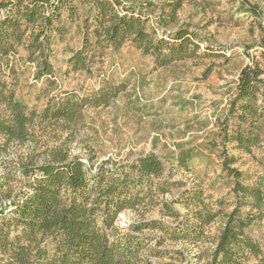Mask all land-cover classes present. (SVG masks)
<instances>
[{"label": "trees", "instance_id": "16d2710c", "mask_svg": "<svg viewBox=\"0 0 264 264\" xmlns=\"http://www.w3.org/2000/svg\"><path fill=\"white\" fill-rule=\"evenodd\" d=\"M74 1L88 2L91 30L83 36L82 47L68 60L72 70H89L104 49L117 51L126 42L152 56L160 67L191 58L199 49L200 34L184 25L165 29L163 36L150 32L142 3L0 0V152L12 146H29L37 131L44 134L51 125L63 132L76 130L84 106L106 105L119 92L118 87H113L90 98L67 92L59 98L49 97L36 111L16 97V83L10 85L5 80L4 76L15 78L16 70L6 65L5 74L3 58L15 57L20 47L34 67L35 79L52 76L53 38L64 32V26L59 25L62 13L73 15ZM181 3L182 0H172L169 9L160 8L159 16L173 19ZM262 74L257 64L239 70L229 109L237 123L230 127L225 119L223 145L233 144L236 150L251 152L260 143L264 134ZM191 152L186 151V159L205 156L202 151ZM47 155L41 161L28 151L15 156L12 165L19 177L15 188L9 185V171L0 174V264H154L142 257L152 239L157 246L182 241L196 248L193 255L165 247L150 248L156 257L177 254L180 258L158 264H249L251 257L261 253L248 229L264 217V173L249 179L229 166L232 156L225 155L223 159V169L233 177L231 209L224 211L221 200L214 207L196 190L180 196L185 209L181 213L174 206L179 201H158L169 184L162 180L166 167L153 152L132 161L100 164L95 171L86 168L79 156L68 155L60 147ZM186 159H180L182 165ZM159 203L160 218L140 216L126 229L115 225L123 210L139 211L141 206ZM216 220L219 226L210 235L206 229Z\"/></svg>", "mask_w": 264, "mask_h": 264}, {"label": "rangeland", "instance_id": "374dc122", "mask_svg": "<svg viewBox=\"0 0 264 264\" xmlns=\"http://www.w3.org/2000/svg\"><path fill=\"white\" fill-rule=\"evenodd\" d=\"M125 1L145 6L142 14L146 27L155 35L163 36L165 29L183 25L199 33L202 40L196 55L160 67L152 56L126 42L117 51L104 49L100 60L95 58L89 70H72L68 60L82 47L83 36L91 30L88 2L74 1V14L62 13L59 25L64 26V32L53 38L52 76L35 79L34 67L26 61V52L20 47L15 57L3 58L5 74L6 65L16 70L15 78L4 76L5 80L10 85L16 83V97L36 111L49 97L59 98L67 92L87 98L113 87H118L119 92L106 105L84 106L76 133L51 125L44 134L37 131L29 146L1 151L0 174L9 171V185L17 187L19 177L12 164L17 154L26 151L41 161L47 158L48 151L60 147L68 155L79 156L93 171L100 164L132 161L153 152L164 163L162 180L169 184L158 201H179L174 206L184 213L180 196L199 190L206 202L218 207L216 203L221 200L220 207L228 211L234 201L233 177L223 169L224 156L234 157L229 166L249 179L264 173V134L251 152L236 150L233 144L223 145L221 136L225 119L230 127L237 123L229 109L239 70L257 64L264 79V0H182L170 20L166 15L159 16V11L162 7L169 9L172 0ZM188 150L202 151L205 156L186 159ZM181 158L186 159L184 165ZM159 209L160 203L141 206L139 211L123 210L115 225L126 229L140 216L160 218ZM218 226L216 220L206 230L214 235ZM248 234L261 250L259 257L249 259V264H264V217L254 221ZM156 242L150 240L142 251V257L154 264L180 258L177 254L156 257L150 248L196 253V248L186 242H166L163 246Z\"/></svg>", "mask_w": 264, "mask_h": 264}]
</instances>
